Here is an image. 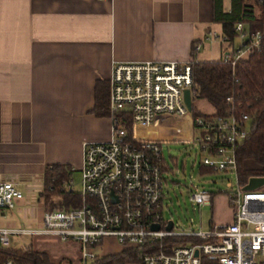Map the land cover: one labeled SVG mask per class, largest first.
I'll return each instance as SVG.
<instances>
[{
    "label": "built area",
    "instance_id": "2783aa9c",
    "mask_svg": "<svg viewBox=\"0 0 264 264\" xmlns=\"http://www.w3.org/2000/svg\"><path fill=\"white\" fill-rule=\"evenodd\" d=\"M255 2L264 4V0ZM233 32L234 48L227 46L224 36L208 33L204 37V42L225 46L222 63L234 67L240 59L264 53V26L249 34L237 23ZM198 49L199 45L193 48L194 52ZM191 64H113L107 84L110 137L82 146L79 207L47 209L39 221L26 218L22 227L0 228V250L12 251V239L53 237L78 244L77 264H93L103 257L98 251L104 242L111 240L118 252H134L137 264H264V186L243 191L246 183L239 185L236 180L235 190L226 196L231 212L227 225L193 232L175 230L171 223L166 230L168 221L161 212L165 167L160 146L164 141L158 135L172 133L185 120L191 134L187 143L203 155L199 166L235 175L236 146L249 132L246 115L230 110L226 116H212L214 109L195 99ZM185 90L190 112L182 100ZM199 102L209 106L210 113L193 119L191 110ZM71 183H64L62 190H71ZM23 199L14 183L0 181V214L13 210ZM210 200L207 190L189 192V202L197 208L209 205ZM155 226L157 230L152 229ZM5 264L13 263L7 260Z\"/></svg>",
    "mask_w": 264,
    "mask_h": 264
},
{
    "label": "crops",
    "instance_id": "0c3cea01",
    "mask_svg": "<svg viewBox=\"0 0 264 264\" xmlns=\"http://www.w3.org/2000/svg\"><path fill=\"white\" fill-rule=\"evenodd\" d=\"M229 7L222 0L224 13ZM208 33L222 36L212 0H0V181L24 196L0 214L8 222L0 228L41 219L45 167L79 172L83 144L109 140L108 118L91 111L94 85L108 84L113 64L217 62L225 46L204 42ZM202 43H216L220 58ZM183 126V135L175 125L158 138L187 143ZM107 245L117 248L106 240L100 255H113Z\"/></svg>",
    "mask_w": 264,
    "mask_h": 264
},
{
    "label": "trees",
    "instance_id": "16d2710c",
    "mask_svg": "<svg viewBox=\"0 0 264 264\" xmlns=\"http://www.w3.org/2000/svg\"><path fill=\"white\" fill-rule=\"evenodd\" d=\"M213 22L221 26L222 36L228 41V47L234 48L235 34L233 27L241 23L247 27V33L262 30L264 26V4L255 0H230L227 13L222 11V0H212ZM193 48V47H192ZM192 91L196 100H204L215 114L226 116L230 110L235 115L244 114L249 118L247 137L236 146L235 175L239 185H244L250 177H264V53L253 54L238 60L234 67L217 62H193L191 64ZM106 82L94 85V105L91 113L95 117L107 118ZM229 98V102L226 99ZM193 119L205 118V113L192 108ZM254 167H244L245 164ZM201 173L212 172L200 167ZM72 171L67 166L53 165L44 168L42 173V191L37 201L44 211L77 208L80 195L71 190H62ZM181 243L182 241L173 240ZM11 260L13 264H49L44 254L33 252L31 247L18 251L0 250V264ZM132 251L103 256L93 264H129L136 262ZM201 264H216L202 261Z\"/></svg>",
    "mask_w": 264,
    "mask_h": 264
},
{
    "label": "rangeland",
    "instance_id": "374dc122",
    "mask_svg": "<svg viewBox=\"0 0 264 264\" xmlns=\"http://www.w3.org/2000/svg\"><path fill=\"white\" fill-rule=\"evenodd\" d=\"M210 51L214 59L220 58L219 46L201 44V52ZM201 113H210L209 106L199 102L193 105ZM185 120L177 125V129L185 128ZM184 139V138H182ZM161 157L165 165L163 175L162 217L164 221H172L175 230L206 232L212 226L227 225L230 222V208L227 205V193L235 190L236 177L232 172L201 173L199 164L203 155L196 146L188 143H168L161 146ZM244 167H252L247 163ZM79 172L73 170L70 179L71 191L79 194ZM207 190L211 194L209 205L197 208L189 202V192ZM8 222H0L6 226ZM12 251L31 247L33 252L44 254L49 264H77L80 258L78 244L61 243L53 237H35L12 239ZM110 254H119L118 248L106 246ZM129 264H137L136 262Z\"/></svg>",
    "mask_w": 264,
    "mask_h": 264
},
{
    "label": "water",
    "instance_id": "95a60500",
    "mask_svg": "<svg viewBox=\"0 0 264 264\" xmlns=\"http://www.w3.org/2000/svg\"><path fill=\"white\" fill-rule=\"evenodd\" d=\"M182 100L186 111L190 112V99H189V92L187 90L183 91ZM264 186V177H250L248 178L246 184L242 187L243 191H253L260 187ZM171 221L167 222L166 230H170L171 228ZM153 230H157V227H153ZM196 255V253H195Z\"/></svg>",
    "mask_w": 264,
    "mask_h": 264
},
{
    "label": "bare ground",
    "instance_id": "6f19581e",
    "mask_svg": "<svg viewBox=\"0 0 264 264\" xmlns=\"http://www.w3.org/2000/svg\"><path fill=\"white\" fill-rule=\"evenodd\" d=\"M179 131H180V133H182V135H183V133H184V128H179ZM143 137V136H142ZM144 138V137H143Z\"/></svg>",
    "mask_w": 264,
    "mask_h": 264
}]
</instances>
